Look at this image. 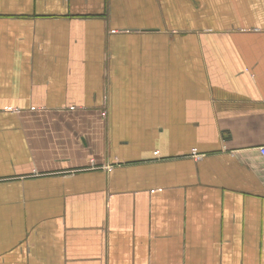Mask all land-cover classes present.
Masks as SVG:
<instances>
[{"label":"crops","instance_id":"0c3cea01","mask_svg":"<svg viewBox=\"0 0 264 264\" xmlns=\"http://www.w3.org/2000/svg\"><path fill=\"white\" fill-rule=\"evenodd\" d=\"M264 0H0V264H264Z\"/></svg>","mask_w":264,"mask_h":264},{"label":"built area","instance_id":"2783aa9c","mask_svg":"<svg viewBox=\"0 0 264 264\" xmlns=\"http://www.w3.org/2000/svg\"><path fill=\"white\" fill-rule=\"evenodd\" d=\"M259 153L264 157V146L258 148Z\"/></svg>","mask_w":264,"mask_h":264}]
</instances>
